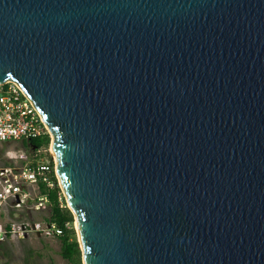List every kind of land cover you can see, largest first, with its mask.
<instances>
[{"label": "water", "instance_id": "95a60500", "mask_svg": "<svg viewBox=\"0 0 264 264\" xmlns=\"http://www.w3.org/2000/svg\"><path fill=\"white\" fill-rule=\"evenodd\" d=\"M5 81L82 264H264V0H0Z\"/></svg>", "mask_w": 264, "mask_h": 264}, {"label": "built area", "instance_id": "2783aa9c", "mask_svg": "<svg viewBox=\"0 0 264 264\" xmlns=\"http://www.w3.org/2000/svg\"><path fill=\"white\" fill-rule=\"evenodd\" d=\"M45 135L49 131L44 121L19 87L12 81L0 83V144ZM30 150V156L13 157L0 168V244L30 234L56 238L62 234L54 223L17 221L11 217L16 211L25 210L29 214L46 209L48 196L46 192L41 193L42 189L48 191L57 186L59 203L62 205V197L65 201L52 154L46 158L45 149Z\"/></svg>", "mask_w": 264, "mask_h": 264}, {"label": "rangeland", "instance_id": "374dc122", "mask_svg": "<svg viewBox=\"0 0 264 264\" xmlns=\"http://www.w3.org/2000/svg\"><path fill=\"white\" fill-rule=\"evenodd\" d=\"M48 129V128H47ZM49 131V130H48ZM50 136V145L43 152V156L47 158L51 153L56 166V156L53 154L51 147L52 136ZM52 151V152H51ZM31 150L25 147L22 142H10L0 144V168L5 163H9L13 157L20 155L30 156ZM66 203V201H65ZM67 206V203H66ZM13 213V212H12ZM17 221H27L43 223L48 218L47 208L40 211H30L26 214V211H16L11 216ZM6 218L4 219V221ZM75 229V219H74ZM76 239L79 241L77 232ZM80 248V247H79ZM81 252V251H80ZM82 262V253H81ZM0 264H68L60 256V242L56 237L40 236L37 234L27 235L23 239H15L2 243L0 245Z\"/></svg>", "mask_w": 264, "mask_h": 264}, {"label": "trees", "instance_id": "16d2710c", "mask_svg": "<svg viewBox=\"0 0 264 264\" xmlns=\"http://www.w3.org/2000/svg\"><path fill=\"white\" fill-rule=\"evenodd\" d=\"M22 144L25 147L33 150L47 149L50 145V136L45 135L42 137L33 138L28 141H23ZM6 165L7 163L4 164V166ZM45 192L48 196V218H46L44 221L47 223H54L62 231L61 236L57 238L60 242V256L65 261H67L68 264H82L81 252L76 239L74 218L72 213L67 208L63 197L62 205L59 203L58 195L60 190L57 186H55V188L52 190H41V193ZM11 216H13V213H11Z\"/></svg>", "mask_w": 264, "mask_h": 264}, {"label": "bare ground", "instance_id": "6f19581e", "mask_svg": "<svg viewBox=\"0 0 264 264\" xmlns=\"http://www.w3.org/2000/svg\"><path fill=\"white\" fill-rule=\"evenodd\" d=\"M50 148H52V146L50 147ZM52 152V151H51ZM54 155H55V153H53ZM56 169H57V167H56Z\"/></svg>", "mask_w": 264, "mask_h": 264}]
</instances>
